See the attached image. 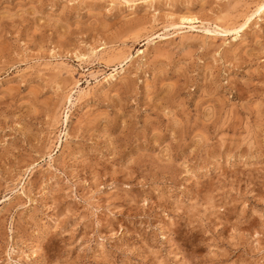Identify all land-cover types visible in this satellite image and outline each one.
<instances>
[{
  "label": "rangeland",
  "instance_id": "1",
  "mask_svg": "<svg viewBox=\"0 0 264 264\" xmlns=\"http://www.w3.org/2000/svg\"><path fill=\"white\" fill-rule=\"evenodd\" d=\"M262 2L0 0V264H264Z\"/></svg>",
  "mask_w": 264,
  "mask_h": 264
},
{
  "label": "bare ground",
  "instance_id": "2",
  "mask_svg": "<svg viewBox=\"0 0 264 264\" xmlns=\"http://www.w3.org/2000/svg\"><path fill=\"white\" fill-rule=\"evenodd\" d=\"M147 1V0H146ZM264 10V0H263V2L261 3V4H259L258 5V7H257V10H256V13L258 12H260L261 13V11H263ZM251 15H253V14H251ZM169 16V15H168ZM254 16V15H253ZM253 16H249L247 19H246V21H245V24L243 25H241V26H239V27H233V28H230V27H228V26H223V25H214L212 28H209V27H207L206 26V24H208L207 22H205V21H202V20H200L199 19V17L197 18V17H194V16H191V15H187V13H186V15H183V16H181V17H179V20L177 21V23H174V24H172V25H170V26H168V28L169 27H173V28H177V27H179V31H178V35H184V34H188V33H200V32H204V33H206V34H209V35H206V36H204V37H207V38H211V37H214L215 38V36H213L212 34H219V33H222V34H229V33H233V32H236V33H239L240 34V31L242 30V29H244V27L245 26H247L250 22H251V20H252V18H253ZM261 19V18H260ZM263 19V18H262ZM167 30V29H166ZM243 31V30H242ZM163 37V36H162ZM165 37V36H164ZM158 38H161V37H158ZM166 38V37H165ZM235 39V38H234ZM238 38H236V40H237ZM235 40V41H236ZM150 43V42H149ZM95 53V52H94ZM102 53V52H101ZM92 54V53H91ZM140 54H145V51H141L140 52ZM131 56V55H130ZM85 59H88V57H86V56H84V60ZM129 59H130V57L128 56L122 63H121V66H122V64L124 63H126L127 64V61L129 62ZM132 59V58H131ZM130 59V60H131ZM83 60V61H84ZM102 61V60H101ZM100 63V62H99ZM122 71H125V69L123 68L122 69ZM117 74V73H116ZM116 74H111L110 75V77H106L105 78V81L107 82V83H109L110 82V79H115V77H116ZM121 75V74H120ZM119 76V75H118ZM117 78V77H116ZM96 79V78H95ZM97 80V79H96ZM87 84L90 86L91 85V81H87ZM94 84V83H93ZM77 89V88H76ZM78 95H79V98H78V100L80 101L82 98H83V95L85 94V90L84 89H82V88H80L79 86H78ZM69 99V98H68ZM70 99L71 100H73V96H71L70 97ZM70 100V101H71ZM71 103V102H70ZM75 103V102H74ZM65 123H67L68 122V115L66 116V120L64 121ZM22 192V191H21ZM10 198V197H9ZM5 199H7V198H5ZM11 200V198L10 199H7V200H4L3 201V203H2V205L4 204V203H7L8 201H10Z\"/></svg>",
  "mask_w": 264,
  "mask_h": 264
}]
</instances>
